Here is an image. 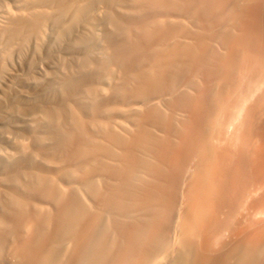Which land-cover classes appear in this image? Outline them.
Here are the masks:
<instances>
[{"label": "bare ground", "instance_id": "6f19581e", "mask_svg": "<svg viewBox=\"0 0 264 264\" xmlns=\"http://www.w3.org/2000/svg\"><path fill=\"white\" fill-rule=\"evenodd\" d=\"M0 264H264V0H0Z\"/></svg>", "mask_w": 264, "mask_h": 264}, {"label": "rangeland", "instance_id": "374dc122", "mask_svg": "<svg viewBox=\"0 0 264 264\" xmlns=\"http://www.w3.org/2000/svg\"><path fill=\"white\" fill-rule=\"evenodd\" d=\"M25 72H27V69H25V70L23 71V74H24L23 77H24L25 75H26V76L28 75L27 73L25 74ZM26 76H25V77H26ZM23 90H26V88L23 89Z\"/></svg>", "mask_w": 264, "mask_h": 264}]
</instances>
